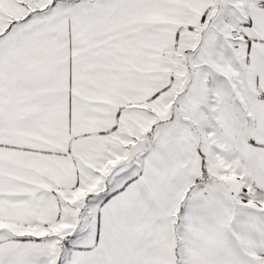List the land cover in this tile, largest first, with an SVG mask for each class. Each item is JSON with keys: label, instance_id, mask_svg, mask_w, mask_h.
<instances>
[{"label": "snow or ice", "instance_id": "snow-or-ice-1", "mask_svg": "<svg viewBox=\"0 0 264 264\" xmlns=\"http://www.w3.org/2000/svg\"><path fill=\"white\" fill-rule=\"evenodd\" d=\"M0 264H264V0H0Z\"/></svg>", "mask_w": 264, "mask_h": 264}]
</instances>
